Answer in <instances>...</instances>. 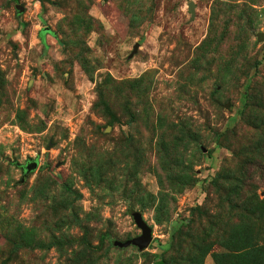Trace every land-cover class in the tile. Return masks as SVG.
Wrapping results in <instances>:
<instances>
[{
    "label": "rangeland",
    "instance_id": "rangeland-1",
    "mask_svg": "<svg viewBox=\"0 0 264 264\" xmlns=\"http://www.w3.org/2000/svg\"><path fill=\"white\" fill-rule=\"evenodd\" d=\"M0 264H264V0H0Z\"/></svg>",
    "mask_w": 264,
    "mask_h": 264
},
{
    "label": "water",
    "instance_id": "water-1",
    "mask_svg": "<svg viewBox=\"0 0 264 264\" xmlns=\"http://www.w3.org/2000/svg\"><path fill=\"white\" fill-rule=\"evenodd\" d=\"M193 7V3H190L188 6V10L192 16L194 15ZM257 39L258 41H261L263 39V36L258 35ZM134 52H136V47L134 48ZM36 167L37 163L32 162L30 165L24 167V173H28L34 170ZM132 217L137 229H139L140 231V235L125 242H120L117 240L113 241V246L118 248H127L133 246L136 247L139 251H143L148 248L152 241V229L143 220L142 214L140 212H133Z\"/></svg>",
    "mask_w": 264,
    "mask_h": 264
},
{
    "label": "trees",
    "instance_id": "trees-1",
    "mask_svg": "<svg viewBox=\"0 0 264 264\" xmlns=\"http://www.w3.org/2000/svg\"><path fill=\"white\" fill-rule=\"evenodd\" d=\"M54 35V34H53Z\"/></svg>",
    "mask_w": 264,
    "mask_h": 264
}]
</instances>
